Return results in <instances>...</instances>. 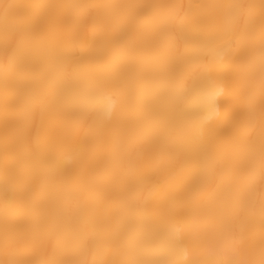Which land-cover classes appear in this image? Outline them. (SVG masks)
Masks as SVG:
<instances>
[{
    "label": "bare ground",
    "instance_id": "1",
    "mask_svg": "<svg viewBox=\"0 0 264 264\" xmlns=\"http://www.w3.org/2000/svg\"><path fill=\"white\" fill-rule=\"evenodd\" d=\"M0 264H264V0H0Z\"/></svg>",
    "mask_w": 264,
    "mask_h": 264
}]
</instances>
